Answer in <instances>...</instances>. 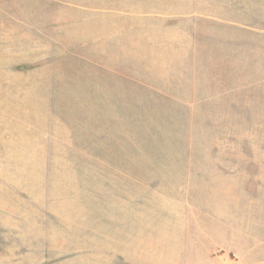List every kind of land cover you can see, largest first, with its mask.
Masks as SVG:
<instances>
[{"label": "rangeland", "instance_id": "rangeland-1", "mask_svg": "<svg viewBox=\"0 0 264 264\" xmlns=\"http://www.w3.org/2000/svg\"><path fill=\"white\" fill-rule=\"evenodd\" d=\"M0 264H264V0H0Z\"/></svg>", "mask_w": 264, "mask_h": 264}]
</instances>
